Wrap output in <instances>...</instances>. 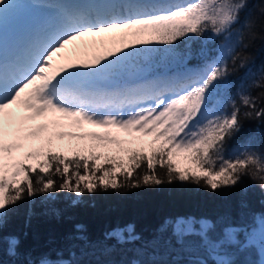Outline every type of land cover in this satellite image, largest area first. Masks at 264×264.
<instances>
[{"label": "snow or ice", "instance_id": "obj_1", "mask_svg": "<svg viewBox=\"0 0 264 264\" xmlns=\"http://www.w3.org/2000/svg\"><path fill=\"white\" fill-rule=\"evenodd\" d=\"M12 4L13 0H0V15ZM247 4L248 0H170L163 4H112L111 10L96 14L84 8H65L23 55L7 63L0 57V217L9 205L56 191L83 195L176 181L215 191L235 187L247 176L264 188V152L237 149L227 153L228 141L242 131L243 118H264V108L257 110L255 102L243 94L240 103L252 111L242 113L235 100L229 101L231 111L216 105L220 91L231 87L223 49H215L219 55L212 56L210 50L201 48L196 53L203 60L200 68L188 70L178 79L122 83L129 64L142 52L161 46L175 51L183 44L188 49L184 55L190 60L193 52L188 41L211 39L209 33L230 34L233 25L241 22ZM107 33L113 34L108 38L111 47L102 39L99 43L105 46L104 52L89 60L74 58L69 46L75 41ZM92 43L95 46L96 42ZM21 107L31 115L18 116L13 109ZM50 113L74 118L77 125L87 122L141 133L132 143L143 146L121 147L125 154L121 156H102L94 148H76L68 156L53 150L51 140L46 149L28 151L22 144L6 141L19 130L14 127L17 123ZM38 131H47V127L39 126ZM92 138L120 143L110 133H93ZM238 229L243 231L242 226L229 225L214 236L213 223L176 217L164 221L158 231L182 247H190V238H197L209 256L218 257L214 264H237L235 253L227 249L244 247L238 243ZM125 233L128 240L137 239L132 225L108 235L124 240ZM10 244L14 247L16 241L10 240ZM252 247L254 250L255 245ZM40 264L75 262L45 257ZM193 264L209 262L199 259Z\"/></svg>", "mask_w": 264, "mask_h": 264}, {"label": "trees", "instance_id": "obj_2", "mask_svg": "<svg viewBox=\"0 0 264 264\" xmlns=\"http://www.w3.org/2000/svg\"><path fill=\"white\" fill-rule=\"evenodd\" d=\"M240 18L241 22L233 25L230 34L209 33L211 39L188 41L193 52L190 60L185 57L188 49L182 44L176 54L161 60L157 69H166V63L178 56L190 66H201L203 60L196 55L201 48L210 50L212 56L219 55L215 49H223L230 73L226 80L231 87L226 92L220 91L216 98L218 106L231 111L229 101L235 100L242 113L252 111L240 103L243 94L255 102L257 110L264 108V0H248ZM6 25L12 26L13 22ZM120 143L125 148H139L127 140ZM237 149L264 152V118H243L242 131L227 143L228 154ZM73 150L64 154L71 156ZM176 217L207 220L215 225L214 236L222 234L229 225L248 229L264 217V188L247 176L235 187L215 191L176 181L95 194L77 195L69 191L38 194L9 205L0 217V264H40L45 257L75 264H193L199 259L214 264L218 257L209 256L197 238H190V247H182L174 238L160 235L159 226ZM128 225L133 226L136 240H128L127 233L124 240L108 235ZM12 239L16 241L14 247L10 244ZM247 240L240 231L238 243L244 247L227 251L235 253L233 259L237 264H260L247 254L245 249L251 247L246 245Z\"/></svg>", "mask_w": 264, "mask_h": 264}, {"label": "rangeland", "instance_id": "obj_3", "mask_svg": "<svg viewBox=\"0 0 264 264\" xmlns=\"http://www.w3.org/2000/svg\"><path fill=\"white\" fill-rule=\"evenodd\" d=\"M143 2L144 4H150L151 0H136L137 4L139 2ZM157 3L163 4L166 2H170V0H155ZM135 2V1H134ZM135 2V3H136ZM45 3L39 2L35 3L34 0H24L20 2L19 0H13V4L11 7L6 10L2 15H0V47L5 43L9 42L12 37L20 33L24 29H28L36 22H40L42 16L44 14L52 13L53 11L49 10ZM6 22H13L12 26H7ZM11 31H14L11 33ZM101 36L91 37L89 39L90 44H88L87 38L83 37V44L79 42H74L69 46L70 50H74L73 56L75 59H81V55L85 56L86 60L91 59L95 55L100 54V52L95 49L94 52H91V47H93V41L98 44ZM92 43V45H91ZM95 44V45H96ZM91 53V54H90ZM176 54L175 51H169L163 46L156 48L152 51L142 52L137 54V56L132 61L131 64L132 69L127 73L124 77L122 83H129L130 81H138L143 78L155 77L160 72H168V68L175 69L177 67L178 61L181 63L182 68L188 71V67L185 66L188 61L185 59H181L176 57L173 62L168 61L166 63L167 68L158 70L157 66L159 62L163 59L168 58ZM130 65V64H129ZM193 67V66H191ZM199 69L200 66L193 67ZM151 71V72H149ZM141 72V73H140ZM149 72V73H147ZM140 73V74H139ZM139 74V75H138ZM136 78V79H135ZM133 79V80H132ZM111 87V86H106ZM216 105L218 106V101H216ZM17 112L20 117H28L31 115L25 109L17 108L13 109ZM46 126L47 131L39 132L38 125ZM35 124L33 126H29L28 124ZM16 129H19L15 132V135L6 137V141L13 144H22L24 145V151L28 150H40L41 148H45L48 146V141L51 140V146L54 149H59L64 152L71 151L76 148H94L97 153L103 155H111V156H121L124 155L120 151L121 147L125 148L121 143L119 144H107V141H94L92 138V134H100L107 135L111 134L112 138L119 141L127 140L128 142H132L134 138L142 136L141 133L137 132H126L123 129L118 128H102L97 127L96 125L89 124L84 122L82 124H75L74 118L64 117L59 113L56 114H48L45 117H39L35 120H25L22 124L17 123L14 126ZM33 129V130H31ZM33 132H38V135H33ZM64 134V138H60V134ZM84 136L85 139H79V137ZM151 137H146L145 140H150ZM136 144L137 147H142L139 143ZM123 229V228H122ZM240 230L238 229V234ZM243 233L248 239L246 241V245H250L247 248V254L250 258L259 262L260 255L259 250L261 247V241L264 239V217L258 218L256 224L251 228L243 229ZM259 239L260 241H258ZM13 240V239H12ZM238 240V236H237ZM259 244H257V243ZM255 245V249L253 250L252 245Z\"/></svg>", "mask_w": 264, "mask_h": 264}, {"label": "bare ground", "instance_id": "obj_4", "mask_svg": "<svg viewBox=\"0 0 264 264\" xmlns=\"http://www.w3.org/2000/svg\"><path fill=\"white\" fill-rule=\"evenodd\" d=\"M20 2H23L24 0H19ZM53 2L52 4H56L58 6H63L65 8H84L88 9L93 14L97 13H105L109 10H111L113 7H115L112 4H137L136 0H48V2ZM136 3H135V2ZM35 3L41 2L40 0H34ZM151 3H157L155 0H151ZM168 3V2H166ZM139 4H144L143 2H139ZM160 4V3H157ZM50 10V9H49ZM49 10H46L48 12ZM53 11V10H51ZM56 12L44 14L42 16V19L40 22H36L34 26L22 30L20 33L12 37V39L9 42H5L1 47H0V57L3 58V61L7 63L9 60H11L13 57L23 55L25 50L27 49L28 45L30 42L37 38L38 35L42 34L47 27L49 26L50 23H53L57 17ZM106 18H111V17H106ZM113 34L107 33L104 34L103 36L100 37V41L103 39L105 40L106 47H111L112 46V41L108 39L111 37ZM87 38L88 44H90L91 41L89 39L91 36H85ZM99 41V42H100ZM76 42H79L80 44H83L82 39L77 40ZM96 44L95 46L91 47V52H94L95 49H97L100 54L105 51V46H101L100 43ZM92 45V43H91ZM91 54V53H90ZM80 60H86L85 56L81 55ZM186 67H188L187 70H191L193 72L197 71L198 69L193 68L190 66L189 63L185 64ZM168 72H160L157 74L155 77H150V78H143L138 81H130L128 84L129 85H134L138 83H149L153 82L156 80H166V79H178L180 78L186 70L182 68L181 63L178 61L177 67L175 69H172L171 67L168 68ZM151 72V71H149ZM147 72V73H149ZM141 73V72H140ZM139 73V74H140ZM138 74V75H139ZM136 79V78H135ZM133 80V79H132ZM37 125L39 124L38 122L36 123ZM29 126H33L35 124L29 123ZM38 125V128L39 129ZM33 130V129H31Z\"/></svg>", "mask_w": 264, "mask_h": 264}, {"label": "water", "instance_id": "obj_5", "mask_svg": "<svg viewBox=\"0 0 264 264\" xmlns=\"http://www.w3.org/2000/svg\"><path fill=\"white\" fill-rule=\"evenodd\" d=\"M259 254H260V261H261V260H264V248H261V249L259 250Z\"/></svg>", "mask_w": 264, "mask_h": 264}]
</instances>
